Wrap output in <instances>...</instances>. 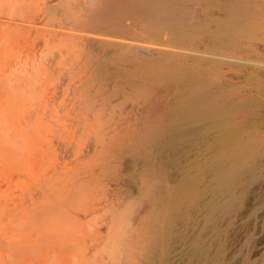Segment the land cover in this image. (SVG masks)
Instances as JSON below:
<instances>
[{"label": "rangeland", "instance_id": "rangeland-1", "mask_svg": "<svg viewBox=\"0 0 264 264\" xmlns=\"http://www.w3.org/2000/svg\"><path fill=\"white\" fill-rule=\"evenodd\" d=\"M77 1L0 0V264H264V0Z\"/></svg>", "mask_w": 264, "mask_h": 264}, {"label": "bare ground", "instance_id": "bare-ground-1", "mask_svg": "<svg viewBox=\"0 0 264 264\" xmlns=\"http://www.w3.org/2000/svg\"><path fill=\"white\" fill-rule=\"evenodd\" d=\"M12 0H7V2L11 3ZM42 1V0H41ZM79 1V0H78ZM77 1V2H78ZM89 4L90 3H93L95 2L96 0H89ZM172 1L169 2V0H116V1H113V2H107L104 6H102L100 9H99V12H98V15H97V18H96V23L92 25V27L90 28V31L91 32H94V33H104L105 31H114V29H117L120 25H121V21L128 17V18H131L130 16L134 15L135 13H137L138 11L142 10L143 12H145L146 14V18L147 20L150 22V24H147L145 25V30H147L149 28L150 25H157V24H160L162 22H164V19H166V17L170 16V23L172 24H176L177 23V20H176V16L173 15V8H174V5L172 4ZM68 2V1H67ZM86 2V1H85ZM38 3V4H37ZM33 2V4L29 7V11H30V14L31 16H29L30 18L31 17H36L39 18L40 15H39V12L41 10V8L39 7V2ZM75 3V2H74ZM72 4V3H71ZM78 4V3H77ZM80 4V3H79ZM87 4V3H86ZM51 5V4H50ZM76 5V3L74 4ZM91 5H94V4H91ZM89 5V6H91ZM52 6V5H51ZM83 6V3L82 5ZM50 7V6H49ZM73 7V6H72ZM72 7H70L72 9ZM75 7V6H74ZM48 8V7H47ZM64 8L67 9V7L65 6ZM83 8V7H82ZM54 9H57V6H52L50 8H48V13L50 14H53L51 13L52 10ZM62 9V8H61ZM85 9V8H84ZM83 11H86L84 10ZM81 10V9H80ZM47 11V10H45ZM66 11V10H65ZM71 12V10H69ZM82 11V12H83ZM69 12V13H70ZM81 12V11H80ZM55 13V12H54ZM68 13V14H69ZM77 13V12H76ZM75 13V14H76ZM49 14V15H50ZM55 14H58V13H55ZM62 14V13H60ZM70 14H73L72 12ZM48 15V14H47ZM61 16V15H60ZM73 16V15H72ZM71 16V17H72ZM51 17V16H50ZM65 17V16H64ZM76 17V16H75ZM47 18V16H46ZM49 18V17H48ZM77 18V17H76ZM81 18V16H80ZM83 19V18H81ZM87 19V18H86ZM66 20V19H65ZM28 21V19H27ZM73 22V19L71 20ZM84 21V19H83ZM50 22H53V21H50ZM82 22V20H81ZM88 22V21H87ZM127 22V21H126ZM49 23V22H48ZM86 23V21H85ZM84 23V24H85ZM67 24V23H66ZM73 24V23H72ZM36 25V24H34ZM39 25V24H38ZM48 25V24H47ZM64 25V24H63ZM62 25V26H63ZM40 26V25H39ZM42 26V25H41ZM110 26L111 28L109 30H107L106 28ZM134 26V25H133ZM46 27V26H45ZM48 27V26H47ZM61 27V26H60ZM80 27V26H79ZM132 27V26H131ZM135 27V26H134ZM138 27V26H137ZM44 28V27H43ZM50 28V27H48ZM54 29V28H52ZM58 29V28H57ZM88 29V28H87ZM137 29V28H136ZM56 30V29H55ZM76 30H79L76 28ZM84 30V29H83ZM64 31V30H63ZM77 32V31H76ZM67 34V32L65 33ZM72 34V32H71ZM79 34V33H77ZM87 34V33H86ZM118 34V33H117ZM116 34V35H117ZM76 35V34H75ZM80 35V34H79ZM90 35V34H89ZM92 35V34H91ZM105 35V33H104ZM115 35V36H116ZM122 35V34H121ZM68 36V35H66ZM70 36V35H69ZM73 36V35H72ZM83 36V35H82ZM87 36V35H86ZM97 36H99V34H97ZM111 36V35H110ZM120 36V35H119ZM46 37V36H45ZM74 37V36H73ZM80 37V36H79ZM85 37V36H84ZM84 37H82L84 39ZM95 37V36H94ZM102 37L101 39L104 40L103 36H100ZM99 37V38H100ZM107 37V35H106ZM113 37V36H112ZM121 37V36H120ZM122 40L124 38H126V36H122ZM59 38V37H58ZM77 38V37H76ZM111 41L113 40V42L116 40V38H111ZM136 38V37H135ZM81 39V38H80ZM79 39V40H80ZM94 39V38H92ZM91 39V40H92ZM98 39V38H97ZM106 39V38H105ZM110 39H108V41H110ZM115 39V40H114ZM140 39V38H139ZM52 40V39H51ZM59 40V39H58ZM99 40V39H98ZM97 40V41H98ZM107 40V39H106ZM117 40H118V37H117ZM116 40V41H117ZM96 41V40H94ZM101 41V40H100ZM99 41V42H100ZM110 41V42H111ZM124 41H127L128 40H124ZM133 41V40H132ZM81 42V41H80ZM109 42V43H110ZM123 42V41H122ZM126 42V43H127ZM53 43V42H51ZM107 43V42H106ZM118 43V42H117ZM120 43V41H119ZM118 43V44H119ZM125 43V45H126ZM143 43V42H142ZM82 44V43H81ZM92 44V43H91ZM95 44V43H94ZM124 44V42H123ZM105 45V44H104ZM131 45V47H135L134 43L133 44H129ZM41 46V45H40ZM92 46V45H91ZM43 47V46H42ZM114 47V46H113ZM126 47V46H125ZM141 49H148L149 46L147 43H143L141 46ZM55 49L53 50V47L52 46H48L47 47V50L45 52L44 55H42V57H47L48 58H52V55L57 54L60 52V47H54ZM62 49H65V48H62ZM80 49V48H79ZM78 49V50H79ZM82 49V48H81ZM123 50H126V49H123ZM133 51V49H132ZM40 52V51H39ZM143 52V51H142ZM37 53V52H36ZM40 54V53H39ZM40 56V55H39ZM69 56V55H68ZM67 56V58H68ZM72 55H70L69 57H71ZM41 57V58H42ZM82 59V58H81ZM37 60V59H36ZM52 60V59H51ZM74 60V59H73ZM76 60V59H75ZM23 61V60H22ZM78 61V60H77ZM40 61L38 60V63ZM74 62V61H73ZM20 63V62H19ZM22 63V62H21ZM37 63V64H38ZM30 64H33V63H30ZM48 64V63H47ZM36 65V63H35ZM39 65V64H38ZM46 65V64H45ZM16 66V65H15ZM37 66V65H36ZM53 66V65H52ZM34 67V66H33ZM33 69V68H32ZM37 69V68H36ZM52 69V68H51ZM14 70V68H13ZM31 70V69H30ZM23 71V70H22ZM21 71V72H22ZM36 72V71H35ZM35 74V73H34ZM36 75V74H35ZM38 76V75H37ZM44 76V74H43ZM33 76H31L32 78ZM31 78H29L31 80ZM44 78V77H43ZM42 78V79H43ZM5 80H8V79H5ZM9 81V80H8ZM42 81V80H41ZM40 83V82H39ZM193 86V85H192ZM201 89V88H200ZM212 93V92H211ZM210 94V93H209ZM213 95V94H212ZM205 96H209V95H205ZM204 96V97H205ZM52 97V96H51ZM203 97V96H202ZM34 102V101H33ZM35 103V102H34ZM52 107V106H51ZM35 109V108H34ZM32 111V110H31ZM43 111V110H42ZM33 113V112H32ZM31 115V114H30ZM204 117H207L209 114L208 113H203L202 114ZM28 116V115H27ZM49 117V116H48ZM29 118V117H28ZM27 118V119H28ZM28 121V120H27ZM26 121V122H27ZM30 122V121H28ZM180 126V125H179ZM50 135V134H49ZM163 156V155H162ZM50 181V180H49ZM47 182V181H46ZM48 183V182H47ZM46 183V184H47ZM45 185V184H44ZM28 193V192H27ZM35 195V194H34ZM32 196V195H31Z\"/></svg>", "mask_w": 264, "mask_h": 264}]
</instances>
